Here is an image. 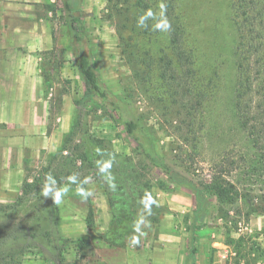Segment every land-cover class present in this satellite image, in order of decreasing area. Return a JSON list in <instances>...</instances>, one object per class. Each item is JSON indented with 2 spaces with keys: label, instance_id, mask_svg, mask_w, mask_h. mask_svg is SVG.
<instances>
[{
  "label": "rangeland",
  "instance_id": "rangeland-1",
  "mask_svg": "<svg viewBox=\"0 0 264 264\" xmlns=\"http://www.w3.org/2000/svg\"><path fill=\"white\" fill-rule=\"evenodd\" d=\"M81 1L93 65L103 84L128 106L157 155L198 184L211 203L193 228L190 195L175 186L161 187L158 174L116 115L97 98L84 95L57 0H0V24L28 28L36 22L40 33L43 29L52 38L55 46L37 53L50 86L45 89L43 84L41 97L48 102L51 122L60 117L68 123L57 151L26 166L21 190L27 182L28 194L0 204V225L7 228L0 236V264H88L90 249L77 248L86 238L88 205L104 200L108 222L103 224L101 214L98 221L106 231L112 213L143 190L149 195L136 201L140 212L131 234L133 249L159 238V226L170 227L177 238L185 234L186 242L190 230H201L202 237L231 247L237 222L246 224L252 213L264 210V175L254 171L257 154L234 110L227 0ZM149 10L153 16L139 27V17ZM161 14L167 21L177 19L181 57H176L167 31L154 30ZM18 49L13 45L7 51ZM48 175L55 179V188L68 187L58 205L42 196ZM81 190L88 195H80ZM109 201H114L111 208ZM155 215L157 221L151 223Z\"/></svg>",
  "mask_w": 264,
  "mask_h": 264
},
{
  "label": "crops",
  "instance_id": "crops-1",
  "mask_svg": "<svg viewBox=\"0 0 264 264\" xmlns=\"http://www.w3.org/2000/svg\"><path fill=\"white\" fill-rule=\"evenodd\" d=\"M37 25L35 22L28 28L20 25L10 28L0 24V204L10 203L22 194L26 166L43 162L56 152L62 135L68 131L64 118L62 123L60 117L51 122L48 102L41 97L43 79L37 53L55 44L45 30L41 29L40 33ZM13 45L19 49L10 54L7 48ZM98 202L95 204L93 200L94 230L86 227L85 233L90 242L88 264L93 261L95 264H190L186 235L177 238L170 227L159 226L156 230L159 238L145 242L143 248L133 249L130 241L122 248L106 245L100 237L106 225L101 226L98 221L101 214L103 224L108 222L106 203L101 198ZM165 231L172 236L164 235ZM200 231L195 234V264H264V212L252 213L245 229L231 232L235 239L232 248L208 235L202 237ZM220 235L218 239H223ZM232 251L236 258H231ZM232 259L233 263L228 262Z\"/></svg>",
  "mask_w": 264,
  "mask_h": 264
},
{
  "label": "trees",
  "instance_id": "trees-1",
  "mask_svg": "<svg viewBox=\"0 0 264 264\" xmlns=\"http://www.w3.org/2000/svg\"><path fill=\"white\" fill-rule=\"evenodd\" d=\"M57 2L68 30L67 48L73 53L74 68L83 86L84 95L97 98L116 115L122 130L137 145L146 164L158 174L161 187L175 186L190 195L191 226L196 227L207 213L211 203L210 197L193 180L174 170L157 155L150 139L139 126L128 106L103 84L93 65L82 1L57 0ZM227 2L233 35L234 110L241 129L247 134L252 149L257 154L254 171L264 175V0H227ZM176 20L175 17H170L168 20L171 27L167 30V34L177 53L182 45L183 36ZM181 55L183 53L178 52L176 57ZM41 76L45 89H49L46 75L42 73ZM72 134L71 130L67 137ZM61 149L63 146L60 151ZM85 158L86 154H83L82 159ZM29 188L30 184L24 182L22 194H28ZM148 195V190H143L132 202L112 213L107 230L100 234L106 245L114 248L126 246L131 240V234L138 227L140 210L136 201L145 199ZM108 205L110 208L113 207L114 201H109ZM151 209L152 205H149L148 210ZM157 218L158 215H155L149 218V221L154 223ZM85 225L90 231L94 230V213L91 205H88ZM6 229L0 225V236L5 235ZM77 248L87 251L90 249L89 240L87 238L80 240ZM187 252L190 264H195V234L191 230L188 232ZM83 256H86V253Z\"/></svg>",
  "mask_w": 264,
  "mask_h": 264
},
{
  "label": "clouds",
  "instance_id": "clouds-1",
  "mask_svg": "<svg viewBox=\"0 0 264 264\" xmlns=\"http://www.w3.org/2000/svg\"><path fill=\"white\" fill-rule=\"evenodd\" d=\"M161 9L163 13V10H164L163 6H161ZM152 16H153V13L151 12V10L141 15L138 19V26L142 28L145 27L146 26L145 22ZM170 27L171 25L168 23L167 19L163 18L161 14V19L154 26V30L167 31ZM108 167H110V165H108ZM69 180L71 182H74L75 177H69ZM55 184H56L55 179L51 175H48L46 177L44 188L42 189V196L45 198H51L53 201V204L58 205L61 203L62 198L67 194L68 187L65 186L63 188H55L54 187ZM79 194L84 195V196L88 195V193L83 192V190H81Z\"/></svg>",
  "mask_w": 264,
  "mask_h": 264
},
{
  "label": "built area",
  "instance_id": "built-area-1",
  "mask_svg": "<svg viewBox=\"0 0 264 264\" xmlns=\"http://www.w3.org/2000/svg\"><path fill=\"white\" fill-rule=\"evenodd\" d=\"M243 229H245V224L242 221H238L237 222V230L241 231ZM230 255H231V258H236L237 257L236 254H235V251L230 252ZM229 261L233 263V259H232V261L228 260V262ZM241 263H243V261Z\"/></svg>",
  "mask_w": 264,
  "mask_h": 264
}]
</instances>
